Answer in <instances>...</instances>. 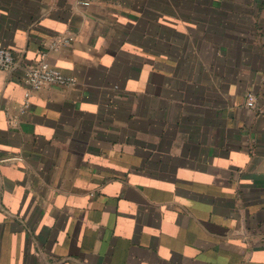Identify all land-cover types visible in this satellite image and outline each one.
I'll return each mask as SVG.
<instances>
[{
    "label": "crops",
    "instance_id": "obj_1",
    "mask_svg": "<svg viewBox=\"0 0 264 264\" xmlns=\"http://www.w3.org/2000/svg\"><path fill=\"white\" fill-rule=\"evenodd\" d=\"M1 46L0 264H264V0H0Z\"/></svg>",
    "mask_w": 264,
    "mask_h": 264
},
{
    "label": "built area",
    "instance_id": "obj_2",
    "mask_svg": "<svg viewBox=\"0 0 264 264\" xmlns=\"http://www.w3.org/2000/svg\"><path fill=\"white\" fill-rule=\"evenodd\" d=\"M68 40V38H62L58 40V43L65 44ZM14 60L15 58L13 52L9 48L1 46L0 69H10L14 64ZM23 80L30 89H39L50 84L71 86L75 83V79L73 76L65 75L45 59H42L35 65L28 67L24 72ZM27 94L28 92H26V95ZM247 97L249 100L253 98L250 93H248Z\"/></svg>",
    "mask_w": 264,
    "mask_h": 264
}]
</instances>
